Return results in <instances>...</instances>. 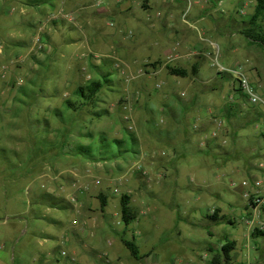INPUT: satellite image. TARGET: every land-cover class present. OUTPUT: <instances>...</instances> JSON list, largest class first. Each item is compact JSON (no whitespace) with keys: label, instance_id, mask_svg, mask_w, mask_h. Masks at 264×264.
Returning a JSON list of instances; mask_svg holds the SVG:
<instances>
[{"label":"rangeland","instance_id":"rangeland-1","mask_svg":"<svg viewBox=\"0 0 264 264\" xmlns=\"http://www.w3.org/2000/svg\"><path fill=\"white\" fill-rule=\"evenodd\" d=\"M32 1L0 0V264H210L226 241L236 243L233 264H264V236L252 239L245 224L252 184L241 187L253 175L263 182L264 113L231 99L229 73L216 75L240 65L264 93V51L240 34L256 0H147L149 9L136 8L126 24L115 11L125 2L74 0L95 17L97 37L82 30L83 11ZM66 10L73 22L55 20ZM38 35L47 48L35 47ZM165 51L192 53L183 69L196 65L197 77L156 72L153 63L169 62ZM100 72L106 82L93 107L100 118L60 124L54 114L62 101L101 80ZM29 83L45 92L26 98ZM46 95L55 97L41 99ZM229 103L242 115L215 130L212 117L223 120ZM214 130V140L205 139ZM61 132L71 148L59 146L67 140ZM87 134L107 149L118 142L119 156L96 162L56 152L89 144ZM123 194L136 217L126 230ZM98 195L108 201L105 216ZM213 209L225 221L206 219Z\"/></svg>","mask_w":264,"mask_h":264},{"label":"trees","instance_id":"trees-1","mask_svg":"<svg viewBox=\"0 0 264 264\" xmlns=\"http://www.w3.org/2000/svg\"><path fill=\"white\" fill-rule=\"evenodd\" d=\"M53 1V0H49ZM34 2V1H33ZM41 2V1H36ZM45 4V1H44ZM264 0H256L255 6L253 9V13L250 16L247 22V28L240 32V34L249 42L250 45L256 46L261 48L264 51ZM159 62L153 63L151 66L155 69L157 66H160ZM97 73L99 74V69H96ZM165 70L168 72L170 76H174L180 79H186L190 76L192 78H196L199 69L196 65H193L189 70L183 68H175L170 66H165ZM100 79L101 80H90L84 86L77 87L72 93L70 99H65L62 101V111L58 113L55 112L54 116L62 125H76L78 123V119H82L81 117L87 116L91 120L93 118H100V113L98 110H94L93 107H98V103L100 102L99 96L104 89V82H106L105 76L100 72ZM45 89L42 86H36L33 83H29V88L23 91L24 96L28 97V94H31L30 98L39 97L40 94L44 93ZM26 97V98H27ZM55 96H41V99L52 98ZM234 98L237 100H243V95L240 93L239 90H234ZM96 111V112H95ZM223 120L225 123H230L233 119H236L238 115H242V111L240 105L238 103H229L224 106L221 111ZM251 124H254L257 119H251ZM227 121V122H226ZM85 123V122H84ZM234 136H236L234 134ZM263 136V134H261ZM60 137H65L66 141L59 142V146L63 149L69 145V148L72 146V142L69 139V135L66 136L62 134ZM82 136H80L81 138ZM87 139L90 140V143L87 145H81L77 143L71 151H56L58 154L64 152V154H70L73 157L81 158L86 161H105L109 158L117 157L120 154V151H117L119 148V143L116 141H111L107 144L109 149L105 148L106 145H103L102 141L98 140L93 141L92 136L87 134ZM214 140V139H213ZM44 145L46 143L44 142ZM219 148V147H217ZM107 149V150H106ZM209 146L207 147V151H209ZM42 152V151H41ZM106 200V199H105ZM106 201L100 200V204L103 209L106 207ZM219 210H214L211 215H206V219L212 221L213 223H219L221 221H225V217L219 216ZM132 209L130 208V197L128 195H121L120 196V216L121 221L124 225V230H126L130 224H132L136 217L134 216ZM226 222L230 225L234 224L233 220H226ZM251 238L254 239L256 237H263L264 234L254 230L251 232ZM122 244L125 248L129 251L130 256L135 261L142 260L143 257L139 255L138 248L131 242L126 240H121ZM235 250V242L233 241H226L220 247V254H217L212 257L210 260V264H232L231 253Z\"/></svg>","mask_w":264,"mask_h":264},{"label":"built area","instance_id":"built-area-1","mask_svg":"<svg viewBox=\"0 0 264 264\" xmlns=\"http://www.w3.org/2000/svg\"><path fill=\"white\" fill-rule=\"evenodd\" d=\"M119 2H125L126 0H118ZM96 5H102V0H95ZM61 19L66 20L67 22H73L72 17L69 14L62 15ZM35 47L37 49H45L48 47V45L45 43L43 44L39 38V35L35 38ZM3 51V46L0 44V54ZM242 68L240 65L236 66L233 69H223L219 68L217 70L218 73H216L217 76L222 77L224 76L223 73H229L228 75L232 78L233 82L231 84V99L234 98V90H239L240 93L243 95V99L246 101V103L251 107H257L258 109L262 110L264 113V93L259 90V88L253 84L248 77L243 74ZM180 96H184V94H181ZM127 121H129V118H126ZM212 124L216 129H220L226 126V123L224 120L212 117L211 119ZM196 125L192 126V130H196ZM215 130L209 133L205 136V139L207 140H213L216 137ZM203 146V144H202ZM259 169L264 170V165L260 164ZM252 184V188L254 189V192H252L250 195H245L246 198H249L248 200V206L250 208V212L247 217L245 218V224L249 227V229L252 231L257 230L264 234V192H261V186L263 184L261 178H254L250 182L243 181L241 183V187L245 189V187H248L249 184ZM232 187H236V184L233 183L231 185ZM247 190V189H245ZM252 196V197H251ZM74 259H72L73 261ZM245 264H253L250 262H247Z\"/></svg>","mask_w":264,"mask_h":264},{"label":"crops","instance_id":"crops-1","mask_svg":"<svg viewBox=\"0 0 264 264\" xmlns=\"http://www.w3.org/2000/svg\"><path fill=\"white\" fill-rule=\"evenodd\" d=\"M36 1H41V2H36ZM54 1V0H53ZM53 1H49V0H45V4H44V1L43 0H34V2H33V4H37V5H40V7H41V5H44V6H46V7H50V8H54V10L55 9H67V8H71L72 9V11H83V13H81V15H82V17H84V22L83 23H85V24H82L81 25V28H82V30L84 29V30H87V29H92V34L93 35H95L96 37H97V35H96V33H95V30L96 31H99V28H100V26H98L97 25V22H96V20L94 19L95 17H91L92 16V14H89V13H87L86 12V10H87V8L85 7V6H79L78 8H74V6H73V4H74V0H56V1H58L57 2V4H54V2ZM107 4V3H106ZM78 5H80V4H78ZM149 2L147 1V0H127V1H125V3L122 5V7H117L116 9H115V11L117 12V13H119L121 16H122V18L125 20V24L126 23H128L127 22V15H131L132 13H134V11L136 10V8H144V9H149ZM255 6V5H254ZM66 7V8H65ZM37 9V8H36ZM41 9V8H40ZM73 9H75V10H73ZM38 10V9H37ZM107 10H109V12H113V8H107ZM66 11H68V12H66V13H69V15H71L70 13L72 12L71 10L69 11V10H66ZM104 11H106L105 10V8H103L102 10L100 9V10H98V12L97 13H95L96 14V16H98L99 14H102V13H104ZM65 13V14H66ZM62 15L63 14H61V15H59V16H55L54 18H55V20H56V18L58 17V21H61L62 19H61V17H62ZM72 16V15H71ZM58 27V26H57ZM90 27V28H89ZM86 28V29H85ZM58 30V28L56 29V31ZM59 31V30H58ZM54 32V31H53ZM49 34V33H48ZM50 35V34H49ZM63 36V35H62ZM64 38V37H63ZM64 40H67V39H65L64 38ZM96 40L97 39H95L94 40V44H95V42H96ZM80 42V41H79ZM117 47L118 48H121L122 50H124V48H125V46L124 45H122V44H118L117 45ZM192 53H188V52H182V51H173V52H168V51H165L164 52V55H166V58L167 59H169L168 61L169 62H161L160 61V66H158V69L157 68H155V70H156V72L157 71H161V70H163V69H165V66L167 65V66H170V67H173L172 66V64H176V65H179V67H181V68H183V65H186L188 62H190L191 61V59H192V57H193V55H191ZM124 57V56H123ZM157 62V61H159L158 59H155V60H152V61H149V62ZM148 61L147 62H145L143 65L144 66H146V64H148L149 63ZM146 73H151V72H149V71H147ZM240 134V133H239ZM239 134L238 135H236V136H238L239 137ZM100 166H101V164H100ZM254 177H256L255 175H253V176H249V178H251L250 180H252ZM244 181V180H243ZM242 181V182H243ZM263 182H264V177H263ZM262 189V188H261ZM249 191H250V193H252V192H254V189L253 188H249L248 189ZM243 191V190H242ZM244 192H246V190H244ZM261 192H264V190L262 191L261 190ZM246 196H247V194H245ZM244 195V198H246V196ZM108 198V197H107ZM106 199V196L105 195H98L97 196V201H98V204H99V209H100V213H101V215L102 216H105V208L107 207V205H108V201L107 202H105L106 203V207L103 209V211H102V207H101V204L99 203L100 202V200H102V201H106L105 200ZM245 206V212L247 213L246 214V216L249 214V213H251L250 212V208H249V206L248 205H244ZM214 210H218V209H213L212 211H211V214L213 213V211ZM220 211V210H219ZM220 214H219V216L221 215V217L223 216V217H225L226 218V216H224V214H223V212L222 211H220L219 212ZM222 213V214H221ZM210 214V215H211ZM207 215H209V214H207ZM234 221V220H233ZM222 222V221H221ZM235 222V221H234ZM247 230L249 231L250 229H249V227L247 226ZM132 238H134V236L132 235L131 236ZM76 238L79 240V241H81L80 240V237L78 236V235H76ZM97 240L99 241V242H102V240L101 239H98L97 238ZM233 242H235V241H233ZM224 244V243H223ZM223 244H221L220 245V247L223 245ZM235 248H236V243H235ZM232 258V257H231ZM247 263V262H246ZM232 264H233V262H232ZM241 264H245V263H241ZM263 264V263H262Z\"/></svg>","mask_w":264,"mask_h":264}]
</instances>
